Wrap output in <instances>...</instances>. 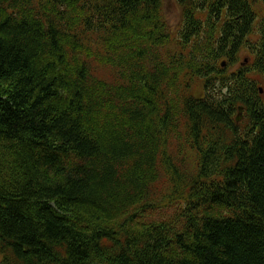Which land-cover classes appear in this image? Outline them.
I'll use <instances>...</instances> for the list:
<instances>
[{
	"label": "trees",
	"instance_id": "obj_1",
	"mask_svg": "<svg viewBox=\"0 0 264 264\" xmlns=\"http://www.w3.org/2000/svg\"><path fill=\"white\" fill-rule=\"evenodd\" d=\"M175 1L0 0V264H264V0Z\"/></svg>",
	"mask_w": 264,
	"mask_h": 264
},
{
	"label": "rangeland",
	"instance_id": "obj_2",
	"mask_svg": "<svg viewBox=\"0 0 264 264\" xmlns=\"http://www.w3.org/2000/svg\"><path fill=\"white\" fill-rule=\"evenodd\" d=\"M161 15L165 18V20L167 21L168 24L171 25V27L173 29L177 28L179 23H180V10L177 7V3L175 0H161ZM176 32H174L175 34ZM173 47L176 49V45L172 44ZM87 48L91 49L92 55L90 56L91 59V70L95 71L97 75H99L102 79L106 80L107 82L110 83H114V86H126L129 87V85L131 84L130 82H128L126 79H122L119 77L118 74V70L116 68H113L112 66L108 65L106 62L103 61V59L106 57V55L102 52L101 49L98 48V46L96 44H91L88 43L86 44ZM176 53V51H175ZM244 52L241 51L240 54H238V57L236 59V61L227 67V71H232L234 69H236V67H238L240 64L242 65L243 63L241 62L242 58L244 57ZM67 62H69V59H66ZM224 60V59H223ZM222 60V61H223ZM225 62V61H224ZM249 69L247 66L244 67V70ZM246 75L250 78V79H256L259 80L261 78V75L258 73H255L253 71H249L246 73ZM182 80H185L186 78H181ZM198 82V80L196 79L192 85H194V88L196 87V83ZM85 86L87 87L86 83ZM259 87H263L262 84L259 85ZM193 88V89H194ZM103 92H106V90H103ZM126 97V95H122L120 92H116V93H110L109 94V98L112 101V106H114V108H120V111H123L126 106H128L126 103H128L130 105L131 101L127 100L124 101V98ZM100 105V104H97ZM96 110H100V108H96ZM112 110V109H111ZM162 114V112H161ZM236 115V114H235ZM242 116L244 117V112H242ZM242 118V117H241Z\"/></svg>",
	"mask_w": 264,
	"mask_h": 264
},
{
	"label": "bare ground",
	"instance_id": "obj_3",
	"mask_svg": "<svg viewBox=\"0 0 264 264\" xmlns=\"http://www.w3.org/2000/svg\"><path fill=\"white\" fill-rule=\"evenodd\" d=\"M212 8V7H211ZM160 9V8H159ZM257 15V14H256ZM158 18V17H157ZM163 19V18H162ZM195 19V18H194ZM205 21V20H204ZM258 23V22H257ZM161 25V24H160ZM165 26V25H164ZM191 27V26H190ZM241 28V27H240ZM228 30V29H227ZM256 30V29H255ZM249 31V30H248ZM242 35V34H241ZM177 38V37H176ZM175 39V38H174ZM250 43V42H249ZM176 47V46H175ZM238 47V46H237ZM185 49V48H184ZM178 52V51H177ZM238 57V56H237ZM225 60H223L222 62H221V67H224L225 66V62H224ZM234 61V60H233ZM233 61H232V63H233ZM243 62L244 63H247V60H246V58H244V60H243ZM207 64H208V62H207ZM235 64V63H234ZM241 65V64H240ZM150 67V66H149ZM207 67V66H206ZM210 72V71H209ZM163 81V80H162ZM159 88V87H158ZM259 90H260V94H262L263 93V90H262V88L261 87H259ZM165 94V93H164ZM166 103V102H165ZM173 109V108H172ZM242 112H243V107L242 106H238V108H237V112H236V115H235V122L236 123H239L240 122V120L242 119L241 117H242ZM237 117H238V119H237ZM167 124V123H166ZM189 130V129H188ZM230 132V131H229ZM225 133V132H224ZM168 135V134H167ZM173 135V134H172ZM227 136V135H226ZM170 138V137H169ZM221 141V140H220ZM165 145V144H164ZM160 168V167H159ZM131 172V171H130ZM168 172V171H167ZM157 175V174H156ZM176 177V176H175ZM139 179V178H138ZM157 193V192H156ZM123 198V197H122ZM178 208V207H177Z\"/></svg>",
	"mask_w": 264,
	"mask_h": 264
},
{
	"label": "water",
	"instance_id": "obj_4",
	"mask_svg": "<svg viewBox=\"0 0 264 264\" xmlns=\"http://www.w3.org/2000/svg\"><path fill=\"white\" fill-rule=\"evenodd\" d=\"M237 119H238V117H237Z\"/></svg>",
	"mask_w": 264,
	"mask_h": 264
}]
</instances>
